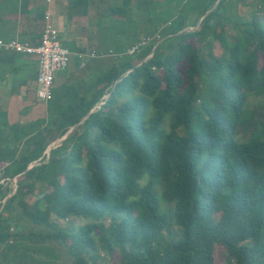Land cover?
Listing matches in <instances>:
<instances>
[{"label":"trees","instance_id":"trees-1","mask_svg":"<svg viewBox=\"0 0 264 264\" xmlns=\"http://www.w3.org/2000/svg\"><path fill=\"white\" fill-rule=\"evenodd\" d=\"M216 1L207 0L197 30L179 24L164 50L163 39L127 53L54 121L8 127L14 144L0 138V161L9 163L5 175H20L0 207V240L30 235L8 222L23 209L33 222L54 227L39 237L70 241L69 264H215L216 244L227 264H264V106L247 101L264 95V0L261 18L252 13L231 37L223 30L228 0ZM87 9L88 0L67 1L69 16ZM196 35L208 37L207 52L185 41ZM97 49L88 53L73 42L66 68L77 58L81 65L107 55ZM69 129L47 156L46 147ZM6 187L0 184V200ZM34 192L27 205L24 196ZM51 216L84 223L67 231ZM21 245L25 260L66 264L51 247L41 259L31 252L44 247ZM4 249L1 264H18L16 243L5 241ZM100 251L119 259L100 263Z\"/></svg>","mask_w":264,"mask_h":264},{"label":"rangeland","instance_id":"rangeland-1","mask_svg":"<svg viewBox=\"0 0 264 264\" xmlns=\"http://www.w3.org/2000/svg\"><path fill=\"white\" fill-rule=\"evenodd\" d=\"M88 2H91L93 5V9H90L91 13H94L96 11V15H93L90 18L86 16L84 17L83 15H71L69 19L70 21L67 20L65 24V26H68L65 31V33H67V38L64 33L63 36L66 38V40L64 41L63 39L62 44L67 46L68 48H72L74 42V44L79 47L87 48L88 53L92 49L96 52V54L98 52L97 48L104 49L103 51H106L104 53H107L108 56H104L101 58L108 60L109 62V67L105 66L106 63L99 64V67L103 68L102 71L104 73L105 71L110 69L111 66H115L117 60L128 56L127 49L136 37H140L141 35L145 36L159 33L161 39L157 41V43H160L164 39L159 44L158 51H161L165 49V46L168 43H172L177 39L175 36H168L167 34L169 32H172L173 29H176L179 24H183V31L197 30L201 22V17L199 16L201 15L207 0H88ZM93 3H96V5ZM116 6H121L122 11H110V7ZM227 6H229L230 10H228L227 12V19L223 21V30L227 32V35H229V37L236 34V28L238 26H241V21L250 20L252 13L258 16V18H261L262 16V7L259 5V0H228ZM76 16L79 17L78 20L77 18H73ZM193 22L195 23V25L192 26ZM216 29H220V26H217ZM185 41L191 43L195 47H200L204 52H207L209 50V47L207 46L208 37H205L203 35L189 37ZM87 43L89 45L85 47V44ZM210 47L212 48V51L216 56H220L223 53V50L217 41L213 40ZM170 50L172 49H169L168 51ZM32 57L33 58H31L30 60V65L35 64L33 59L38 58V55L34 54L32 55ZM98 59L99 58L92 57L87 60V63H89L88 67L91 68L94 64H96L97 66ZM261 63L262 59L260 56H258V65H261ZM179 68L183 73L185 65L180 63ZM31 71V76H33L32 67ZM64 73L65 70L60 71L58 74ZM37 74L38 71L34 80L35 99L36 101H39L37 96V91L39 89ZM101 74L102 73L100 68H98V72L92 71V79L90 81V84L95 85L99 80V76ZM77 92L80 94V91H78L77 88L72 84L63 85L54 82L51 89V97L47 100L51 111H47L46 120L50 118V121H54L59 111H63L67 107H69V105L74 104V102H76L75 99L79 98V94H77ZM107 95L108 94H106V96ZM81 96L84 95L82 94ZM247 101L249 103V106H264V95L251 94L247 98ZM19 134H22V128H20ZM58 139H55L51 143L57 145ZM18 175H15L16 183ZM3 177L11 178L5 175V173ZM44 187L46 188V191L51 190V188L48 186ZM3 189H5L6 191V196L0 200V207L5 203V199L7 197L15 193L17 186L15 190H13L11 187H6ZM35 193L36 192L32 194H26L24 196V201L27 203V205L32 203L34 196L36 195ZM13 205H15V201ZM19 208L20 207H17L18 211ZM15 214L16 213L14 212V210L11 214H9L10 219L8 220V222L11 224V226L14 225L13 227H15L16 224L22 233L30 234L27 238H10L11 241L16 243L17 252L15 255L17 257L15 261L18 264H36L35 258H29L28 260H25V258L21 256L23 253L21 247H24V245L21 244H23L24 242L30 247H44L43 252H31L35 254V256H42L41 259L45 258L44 252L49 251L48 248L51 247L55 251V260L66 262V264L70 263L71 258L67 252V244L70 242L68 239L64 244L60 240L55 238L39 237L40 234L52 233L54 231V227L33 222L23 209H21L20 212H17L14 218ZM50 220H53L58 228H66V230L68 229L67 231L70 230L69 228H71V226L75 228L77 227V225H82L84 223V219L80 217L72 218L68 221L64 219L53 218L51 216ZM108 222V219L105 220L106 224ZM11 229L12 227L10 228V230ZM10 239H5V241L7 242ZM5 241L0 240V264L2 263V261H6V257L4 261L3 255H1V252L5 250ZM100 258H102L100 260V263L113 262L119 259V254L118 252H114L110 255L107 253H103V251H100ZM213 259L215 264H227V253L222 245H215ZM8 261L10 262V264H15V262L12 260Z\"/></svg>","mask_w":264,"mask_h":264},{"label":"crops","instance_id":"crops-1","mask_svg":"<svg viewBox=\"0 0 264 264\" xmlns=\"http://www.w3.org/2000/svg\"><path fill=\"white\" fill-rule=\"evenodd\" d=\"M67 1L0 0V38H19L36 42L44 26L45 13L48 12L52 14L53 22L59 29L61 42L63 39L65 41L67 38L65 31L68 27L65 24L67 20L70 21V16H67ZM93 4L96 5V3ZM92 6V3L88 2L87 13L83 15L84 17L90 18L96 15V11L91 13ZM73 18L78 20L79 17ZM64 33L66 38L63 36ZM88 45V43L85 44V47ZM32 55L34 54L0 51V138L4 141L9 139L11 146L14 142H11L9 126H24L37 119L46 120V113L49 109L48 101L41 102L35 99L34 80L37 73V58L33 59L35 64L30 65ZM97 58H99L97 66L94 64L91 68L87 63L89 59L85 58L84 65H79L80 59L78 58L71 60L68 68L63 69L64 74H58L63 70L58 71L57 76L55 74L54 82L63 85L72 84L80 91L79 95L85 94L92 79V71L98 72L100 68L102 73L103 68L99 67V64H109L108 60ZM31 67L33 76H31Z\"/></svg>","mask_w":264,"mask_h":264},{"label":"built area","instance_id":"built-area-1","mask_svg":"<svg viewBox=\"0 0 264 264\" xmlns=\"http://www.w3.org/2000/svg\"><path fill=\"white\" fill-rule=\"evenodd\" d=\"M160 39L161 36L159 33L146 35L129 46L127 53L132 55L151 41H154L156 45L157 41ZM0 50L38 55L37 82L39 84V89L37 91V96L41 102H47V100L50 99L51 89L55 81V74L66 68L71 54L69 48L62 44L59 37V29L53 22L52 14L48 12L45 13L44 26L36 44L20 40L19 38H11L6 41L0 38ZM151 54L152 52H150L147 57L151 56ZM93 55L94 52L92 51L89 56L92 57ZM84 63L85 59L82 60L81 65H84ZM44 153L48 156L47 152ZM36 163H38V161H34V164ZM8 164L7 161H0V184L8 185V187L15 190L17 186L16 176L11 178L3 177L4 169Z\"/></svg>","mask_w":264,"mask_h":264},{"label":"water","instance_id":"water-1","mask_svg":"<svg viewBox=\"0 0 264 264\" xmlns=\"http://www.w3.org/2000/svg\"><path fill=\"white\" fill-rule=\"evenodd\" d=\"M219 0H217L216 2H215V4L218 2ZM215 4H214V6H215ZM208 12V11H207ZM207 12H205V14L207 13ZM204 14V15H205ZM203 17V16H202ZM202 19V18H201ZM93 109H91L90 110V112L92 111ZM74 127V126H73ZM72 129V128H71ZM71 129H69L68 131H67V133H65L62 137H60L59 139H58V141H57V145H59V144H61V141L69 134V132L71 131ZM57 145H52V146H48L47 147V149L45 150L46 152H48L51 148H53L54 146H57ZM34 164V163H33ZM32 165H30V166H28L27 168H30ZM16 228H17V225L15 226Z\"/></svg>","mask_w":264,"mask_h":264},{"label":"clouds","instance_id":"clouds-1","mask_svg":"<svg viewBox=\"0 0 264 264\" xmlns=\"http://www.w3.org/2000/svg\"><path fill=\"white\" fill-rule=\"evenodd\" d=\"M201 18H203V17H201ZM200 21H201V20H200ZM53 144H54V143H52L51 146H52ZM47 147H48V146H47ZM47 147H46V149H47ZM55 147H56V146H54L53 148H55ZM46 149H45V150H46ZM51 149H52V148H51ZM49 151H50V150H49ZM44 152H46V151H44ZM48 153H49V152H47V154H48ZM33 163H34V162H32V164H30V165H34ZM30 165H29V166H30Z\"/></svg>","mask_w":264,"mask_h":264}]
</instances>
